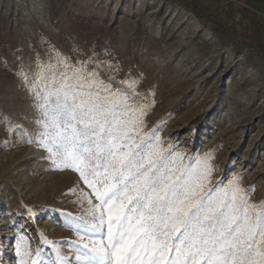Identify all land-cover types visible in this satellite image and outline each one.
Segmentation results:
<instances>
[{"label":"rangeland","instance_id":"obj_1","mask_svg":"<svg viewBox=\"0 0 264 264\" xmlns=\"http://www.w3.org/2000/svg\"><path fill=\"white\" fill-rule=\"evenodd\" d=\"M84 26L90 42L77 33ZM53 46L74 59L77 48L111 52L115 79L138 82L130 103H152L145 133L159 128L183 164L211 154L209 187L238 176L254 186L252 202L264 201V0H64L52 15L49 0H0V264H19L22 235L33 255L51 261L53 242L77 264L76 229L91 228L82 198L91 190L76 172L51 170L14 128L35 132L38 115L17 57Z\"/></svg>","mask_w":264,"mask_h":264},{"label":"snow or ice","instance_id":"obj_2","mask_svg":"<svg viewBox=\"0 0 264 264\" xmlns=\"http://www.w3.org/2000/svg\"><path fill=\"white\" fill-rule=\"evenodd\" d=\"M75 53L53 46L27 63L17 57L38 115L35 132L14 128L47 153L51 170L74 171L91 190L82 193L92 223L76 229L77 264H264V201H251L254 186L241 187L237 176L209 187L211 154L183 164L175 146H162L159 128L143 131L152 103H130L140 95L137 80L117 81L119 65L94 48ZM48 243L51 261L20 236L19 264H71Z\"/></svg>","mask_w":264,"mask_h":264},{"label":"trees","instance_id":"obj_3","mask_svg":"<svg viewBox=\"0 0 264 264\" xmlns=\"http://www.w3.org/2000/svg\"><path fill=\"white\" fill-rule=\"evenodd\" d=\"M64 2V0H49V13L52 15L56 12V9L58 6L62 5ZM81 25V24H79ZM84 30L82 29H77V33L79 34V36L83 37L86 41L90 42L89 39L92 35V33L89 31V28L87 26H84L83 28ZM98 56L103 59V60H108V61H111L113 60L114 56L111 52L109 53H97Z\"/></svg>","mask_w":264,"mask_h":264}]
</instances>
